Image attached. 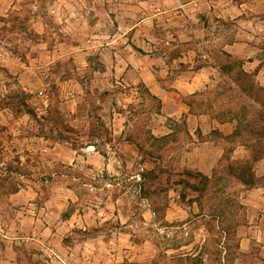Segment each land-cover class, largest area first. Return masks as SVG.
Returning a JSON list of instances; mask_svg holds the SVG:
<instances>
[{"label": "rangeland", "instance_id": "1", "mask_svg": "<svg viewBox=\"0 0 264 264\" xmlns=\"http://www.w3.org/2000/svg\"><path fill=\"white\" fill-rule=\"evenodd\" d=\"M0 1L5 5L0 16V264H71L68 256L73 264H264L261 241L248 252L240 250L237 230L247 218L246 185L227 174L225 157L208 190L199 194L190 186L200 178L184 172L190 168L184 119L170 118L174 132L153 138L150 125L160 104L140 83L143 101L122 107L123 85L115 81L124 63L114 54L124 47L129 54H143L144 46L156 54V61L146 58L147 63L158 70L168 63L174 73L212 61L216 69L205 94L213 97L219 86L232 85L237 91L231 104L238 107L246 95L230 77L236 70L229 74L220 67L235 59L224 46L243 39L256 46L242 67L248 73L259 69L249 81L264 86V0H14L9 9ZM213 1L219 7L236 5L233 18L216 16ZM178 55L186 62H173ZM118 110H130L131 125L113 141L112 117ZM211 134L232 163L249 158L250 152L240 157L249 151L241 139H222L217 130ZM124 138L134 140L138 150L122 152L118 142ZM90 145L113 156L108 170L89 169ZM231 146L237 151L228 152ZM254 169L264 186V157ZM42 205H48L45 212ZM65 211L76 214L77 226L62 228L61 237L50 230L38 233L36 219L45 216L57 224L58 213ZM86 238H93V245H86L93 250L90 258L80 248L77 258L69 255L70 248L60 250L61 242ZM112 247L128 255L112 257Z\"/></svg>", "mask_w": 264, "mask_h": 264}, {"label": "crops", "instance_id": "2", "mask_svg": "<svg viewBox=\"0 0 264 264\" xmlns=\"http://www.w3.org/2000/svg\"><path fill=\"white\" fill-rule=\"evenodd\" d=\"M4 1L7 4L6 7L8 9L12 8L15 4L14 0ZM245 3L246 2H243L240 5ZM1 4L2 3L0 1V16L3 11V6H5H2ZM218 5L219 3L213 1L212 6L214 7V11H216V16L218 17L221 15L224 17L228 15L232 16L237 9V6L234 4L224 5L223 7H219ZM236 16L238 17L239 15ZM140 22L137 24H140ZM263 22L264 20H260L261 25H263ZM245 32L247 35L248 31ZM125 48L127 47H124V49L122 48V50L119 49L121 50L120 54V51H114L115 56L120 57V61L124 63L122 65V71L119 74H116V78L118 79L115 81L123 85V89L120 91V93L124 95V97H121L122 100L120 101L122 107L127 108L129 105L132 106L138 104L139 101H143L138 84L141 83L144 85V87H146L147 90L160 102V110L156 113L158 118H155V122L150 125V132L152 135L157 138H168L170 134L174 132V128L168 123V120L170 118L177 120L183 118L190 136V140L188 142L189 147L186 146L187 149L185 150V156L187 157L186 163L190 167L188 168L194 171H199L208 176H212L214 169L222 158L224 148L221 142L216 141L211 133L212 131L217 130L220 133L221 138L225 139V136L230 135L233 132L234 126L230 122L222 123L216 118H211L205 113H191L189 106L181 98L183 95H190L196 92L204 91L209 86L210 82L213 80V72L211 69H216V67L212 64V61L205 60V63L197 68H193V66L190 65L188 66V69L180 70L174 73L169 70L168 63H165L166 68L163 69L162 67L159 70L157 67L147 63L146 58H151L153 61H156V54L152 51V49H146L143 46L141 47L145 50L143 54H138L135 50H133L132 54H129V51H125ZM254 48H256V46L249 44L248 39L227 42L224 46V50L226 52L240 59L248 57V50H250L252 54L256 53L253 51ZM130 49H132L131 46ZM203 56L206 57L207 54ZM142 58H144L143 61ZM141 61L143 63L146 62L147 64L144 63V66H141ZM138 62H140V64ZM173 62L176 63L186 61L181 55H178L173 58ZM254 71L255 69L253 72ZM101 74L104 75L105 72H101ZM255 75H257V72ZM129 111L123 112L118 110L112 117L113 123L111 128L112 135L114 136L113 141L116 140V136L124 134L129 124L131 125V122L129 123L130 116L127 114ZM118 144L123 147V149H121L122 152H125V150L129 147L134 149V151L139 148L138 144L134 140L127 138L119 141ZM108 145L111 147V144ZM91 148L93 150H90ZM86 150V157L91 162V166L89 168L90 170H97L99 167L107 168L108 170L110 166L109 160L113 156H109L108 158L106 154L95 150L94 145L88 146ZM233 151L236 152L237 150L234 148ZM245 152L246 153L242 152L240 154L241 158H244L247 154H249V151L246 150ZM232 158L235 159L238 157L232 156ZM117 169L118 168H116V172H118ZM262 173H264V171ZM256 174L258 175L259 173L256 172ZM185 178L192 181L189 175L185 176ZM61 187L62 186H59V188ZM70 200L74 201L73 197H70ZM243 203L247 209V218L237 230L240 238V250L248 252L252 243L258 244L259 241H261L260 245L264 248V186L248 188L245 192V196L243 197ZM47 207L48 205H42L40 209H43L45 212ZM75 215L76 214H70L69 217L64 218L61 216V213H58L57 224L50 223L51 221L48 217L43 216V219L39 217L35 220L37 221L35 228L40 229L38 232L40 234H46L47 230H50L54 235L56 234L59 237L61 235L60 232H63L62 228L66 227V230H71L73 226H77L79 222L76 224ZM41 225H43L42 228ZM84 229H87L86 224ZM86 245H93V238H86L83 242H75L70 245H64V243L61 242L60 247H62V249L60 250L63 252V249L70 248L72 252L70 251L69 255L74 254L77 258L80 254L76 252L80 251L82 254H85V256L90 258L93 255V250L86 248ZM78 248H80L79 251H76ZM113 249L116 250V247H112L110 249V255H112V257L120 255L121 258L124 259L125 256L128 255V250L124 248L120 249V254L113 252ZM87 251L90 253H87ZM87 258L85 257L86 260ZM67 259H69L71 264H73L72 257L68 256Z\"/></svg>", "mask_w": 264, "mask_h": 264}, {"label": "trees", "instance_id": "3", "mask_svg": "<svg viewBox=\"0 0 264 264\" xmlns=\"http://www.w3.org/2000/svg\"><path fill=\"white\" fill-rule=\"evenodd\" d=\"M225 53L229 57H234L235 59L223 63L220 66L222 71L230 74L231 71L236 70V73L234 74L235 76L230 75L231 79L237 83V88L240 90L239 94L241 95L243 93L244 95L249 96L252 100L247 99L246 96H241L243 100L242 103L239 102L240 106L237 107L232 105L231 103L234 102L232 96L237 90L234 86L229 85L227 87L219 86L215 89L213 97L205 94L206 91L204 90L190 94V99L183 101L189 106L191 113L198 114L197 111L199 110L201 113H211L214 118L222 123L235 122L233 132L230 135L225 136V139H228L229 141H232L235 138L241 139L242 142H245L243 144L248 148L250 156L246 162L234 164L230 161V156H227V153L224 151L221 159L226 157V170L228 175L241 181V183L246 185L247 188L258 187L260 186L259 177L256 174L254 165L264 157V86L253 87L252 83L250 84V77L252 74L255 76L257 69L254 72L248 73L242 67V59L235 57L226 51ZM248 84H250L249 87H247ZM250 87L251 89L255 88L257 93H253L250 90ZM228 92H231L232 95L228 94L230 96L228 97V101H224L225 103H223L221 98ZM148 93L152 95L149 91ZM152 97L158 100L154 95H152ZM24 106L26 107L27 113L36 121H39L36 111L26 102H24ZM43 118L45 119V117ZM152 136L153 138H157L154 135ZM233 149L234 147H229L228 152H232ZM184 172L200 178L198 184L190 185L197 190L199 194L208 190L214 180L217 181V179H215V169L212 176L191 169H185ZM62 216L64 218L69 217L70 213L65 211L62 213Z\"/></svg>", "mask_w": 264, "mask_h": 264}, {"label": "built area", "instance_id": "4", "mask_svg": "<svg viewBox=\"0 0 264 264\" xmlns=\"http://www.w3.org/2000/svg\"><path fill=\"white\" fill-rule=\"evenodd\" d=\"M139 178H140V176H139Z\"/></svg>", "mask_w": 264, "mask_h": 264}]
</instances>
